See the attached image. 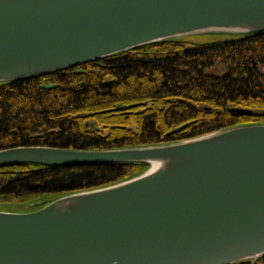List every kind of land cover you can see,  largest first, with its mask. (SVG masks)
Masks as SVG:
<instances>
[{
	"label": "water",
	"instance_id": "water-1",
	"mask_svg": "<svg viewBox=\"0 0 264 264\" xmlns=\"http://www.w3.org/2000/svg\"><path fill=\"white\" fill-rule=\"evenodd\" d=\"M264 32V0H0V82L144 44ZM145 162L139 174L0 208V264H233L264 255V123L105 150L18 145L0 167Z\"/></svg>",
	"mask_w": 264,
	"mask_h": 264
},
{
	"label": "trees",
	"instance_id": "trees-1",
	"mask_svg": "<svg viewBox=\"0 0 264 264\" xmlns=\"http://www.w3.org/2000/svg\"><path fill=\"white\" fill-rule=\"evenodd\" d=\"M217 63L224 68L210 72ZM264 123V32L172 38L45 75L0 82V149L105 150ZM145 162L0 167V208L124 180ZM264 264V255L253 262Z\"/></svg>",
	"mask_w": 264,
	"mask_h": 264
},
{
	"label": "rangeland",
	"instance_id": "rangeland-1",
	"mask_svg": "<svg viewBox=\"0 0 264 264\" xmlns=\"http://www.w3.org/2000/svg\"><path fill=\"white\" fill-rule=\"evenodd\" d=\"M207 36H210V34H200V35H195L191 38H194V39H205ZM224 68L221 64L217 63L216 65L213 66V68L209 69L210 72H214V73H219L221 71H223Z\"/></svg>",
	"mask_w": 264,
	"mask_h": 264
}]
</instances>
